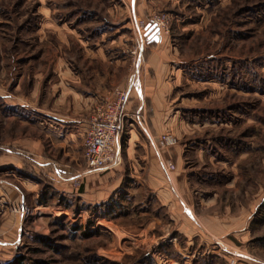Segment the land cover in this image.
I'll return each instance as SVG.
<instances>
[{"label":"rangeland","instance_id":"rangeland-1","mask_svg":"<svg viewBox=\"0 0 264 264\" xmlns=\"http://www.w3.org/2000/svg\"><path fill=\"white\" fill-rule=\"evenodd\" d=\"M137 86L135 145L125 124L100 182L72 119ZM17 257L264 264V0H0V264Z\"/></svg>","mask_w":264,"mask_h":264},{"label":"built area","instance_id":"built-area-1","mask_svg":"<svg viewBox=\"0 0 264 264\" xmlns=\"http://www.w3.org/2000/svg\"><path fill=\"white\" fill-rule=\"evenodd\" d=\"M154 26L160 30L163 23L156 18L146 29ZM140 47V45H138ZM128 92H116L103 104L97 106L86 123L83 136L84 174L103 173L115 170L121 164L120 142L125 123L138 120V111H126ZM176 139L170 135H162L160 143L163 147L176 145ZM175 166L167 163L166 170L174 171Z\"/></svg>","mask_w":264,"mask_h":264},{"label":"crops","instance_id":"crops-1","mask_svg":"<svg viewBox=\"0 0 264 264\" xmlns=\"http://www.w3.org/2000/svg\"><path fill=\"white\" fill-rule=\"evenodd\" d=\"M147 40H151V41H154V37L152 38V36L151 35H149L148 37H147ZM127 89V92H128V97H129V101H130V99H131V96H134L135 98H137V102L141 105L143 102H144V99H143V97H142V89H141V87L140 86H137L136 88H126ZM94 97H96V95L94 94L93 95ZM92 101V100H91ZM91 101H84V102H82V104L80 105V108L78 109V114H77V119L76 120H73L72 119V121H73V123H72V125H71V127H74V128H76V129H78V130H80V133L82 134V144H83V136H84V132H85V129H86V123H87V120L89 119V117H90V115H91V113H92V111H93V106H92V104H91ZM128 101V103H127V105H126V111H128V112H130V109H131V106H129V105H132V104H130V102ZM138 109H140V107L138 108ZM92 110V111H91ZM75 114V113H74ZM66 124V123H65ZM126 125H127V123H125ZM67 126L69 127V124H67ZM129 128H127L126 127V129H129L128 130V132H129V134H130V137L128 138V142L126 143V145H127V151H129V153H130V151L133 149V145H135V136H134V134H133V130H134V126H133V124L132 123H129L128 125H127ZM153 127H151V129H152ZM154 129V128H153ZM155 130V129H154ZM155 132V134H158V132L155 130L154 131ZM148 133V132H147ZM121 142H122V138H121ZM121 142H120V145H121ZM152 146H153V144H152ZM153 148V147H152ZM155 148H156V146H155ZM157 149V148H156ZM155 149V151H153V153H154V156H155V158H156V160H157V167L159 168V170L161 171V173L163 172L162 171V168H164L165 167V165H164V162H163V156H162V154L160 153V152H158L157 150ZM153 150H154V148H153ZM83 157V156H82ZM129 158L128 159H131L130 158V156H128ZM84 160V159H83ZM35 163H37L36 161H35ZM160 164H162V165H160ZM85 165V164H84ZM161 166H162V168H161ZM116 170V169H115ZM113 171L114 170H111V171H106V172H103V173H99V174H97V175H102V174H104V173H106V174H104L103 176H101L100 177V179H99V181L101 182L103 179L105 180H112V179H114V173H113ZM113 185V186H112ZM117 187H118V185H117V182L116 181H114L113 183H111L110 184V191H109V194H108V196H106V198L104 199V200H102L101 202H105L106 201V199L107 198H110V196L116 191V189H117ZM79 190H81V189H79ZM78 196H83V194H78Z\"/></svg>","mask_w":264,"mask_h":264},{"label":"water","instance_id":"water-1","mask_svg":"<svg viewBox=\"0 0 264 264\" xmlns=\"http://www.w3.org/2000/svg\"><path fill=\"white\" fill-rule=\"evenodd\" d=\"M158 33V30L154 27V26H151L150 28L147 29V32H146V35H156Z\"/></svg>","mask_w":264,"mask_h":264},{"label":"trees","instance_id":"trees-1","mask_svg":"<svg viewBox=\"0 0 264 264\" xmlns=\"http://www.w3.org/2000/svg\"><path fill=\"white\" fill-rule=\"evenodd\" d=\"M6 264H24V261L21 257H17L14 260H12L11 262L6 263Z\"/></svg>","mask_w":264,"mask_h":264}]
</instances>
